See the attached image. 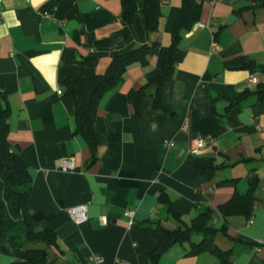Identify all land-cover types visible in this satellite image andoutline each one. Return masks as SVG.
Masks as SVG:
<instances>
[{"label": "crops", "instance_id": "obj_1", "mask_svg": "<svg viewBox=\"0 0 264 264\" xmlns=\"http://www.w3.org/2000/svg\"><path fill=\"white\" fill-rule=\"evenodd\" d=\"M50 1L0 2L7 139L32 181V220L58 237L60 259L47 249L50 258L74 264H216L211 252L194 246L201 240L197 234L156 260L148 256L156 247L155 223L185 229L210 208L207 227L218 230L214 242L220 249L231 250V264H264V103L250 94L228 108L244 92L257 90L250 77L264 85V0H198L200 18L182 34L184 57L162 87V109L154 108V85L138 113L127 100L149 70L162 68L163 59L152 56L148 66H130L122 83L100 101L93 163L86 142L73 134L76 98L57 91L63 93L68 76L104 73L110 59L126 50L152 42L168 46L182 0H159L162 18L154 35L136 5L122 8L119 0H52L47 5ZM125 13L132 18L125 20ZM197 23L203 26L193 30ZM199 140L205 144L193 154ZM200 158H211L218 167L211 176L195 172ZM63 160L71 161L73 170H64ZM252 184L251 216L223 218L218 208L246 194ZM161 190L178 217L158 204ZM77 206H85L88 215L79 225L66 213ZM127 210L133 212L131 225ZM9 215L17 220L20 211L11 208ZM12 261L11 241L0 235V264Z\"/></svg>", "mask_w": 264, "mask_h": 264}, {"label": "trees", "instance_id": "obj_2", "mask_svg": "<svg viewBox=\"0 0 264 264\" xmlns=\"http://www.w3.org/2000/svg\"><path fill=\"white\" fill-rule=\"evenodd\" d=\"M122 8L136 5L138 13L144 19V25L150 35L157 33L162 18L159 0H119ZM50 1L47 5L52 4ZM246 6L241 8L243 10ZM202 2L198 0H182L181 11L176 25L170 34V44L163 46L157 42L144 44L126 50L122 54L112 57L102 74H93L85 77L80 74L68 76L61 84L64 97H75L74 135H79L86 142L90 152L91 163L96 161L97 136L93 125L100 101L104 95L119 86L124 74L133 64L148 66L149 58L156 56L163 59L161 69H152L145 74V82L139 90L128 92L127 100L138 113L139 107L144 103L146 90L150 86L156 87L153 97L154 108L162 109V87L164 83L172 81L176 64L181 62L184 51L179 48L182 34L189 31L192 25L200 18ZM132 14L125 13L124 19L130 20ZM250 63L246 67H252ZM250 94L257 97V101L264 103V85L257 84L253 93L244 92L237 100L229 102L228 108L239 106ZM10 109L7 99L0 92V235L11 241L13 261L11 264H74L60 259L62 251L59 249L57 235L46 229H39L32 220V211L29 207V198L32 192V181L27 166L21 159L18 151L9 144L8 119ZM197 174L211 176L218 168L211 158H200L195 162ZM254 185L244 195H236L229 202L220 206L218 212L225 218L232 215H243L249 218L254 203ZM158 204L168 214L178 217L172 211V201L169 195L161 190L157 196ZM17 207L19 218L13 220L9 215L11 208ZM212 214L210 208L199 212L185 229L169 230L155 223L152 226V236L156 241L155 249L148 255L153 261L170 246L176 243L189 241L193 234L201 236L198 244L199 250L211 252L218 260L216 264H231V250H222L214 242L218 230L207 227V220ZM223 226L221 231H224ZM28 244H41L43 248H30ZM47 249L55 250L57 258L52 259Z\"/></svg>", "mask_w": 264, "mask_h": 264}, {"label": "built area", "instance_id": "obj_3", "mask_svg": "<svg viewBox=\"0 0 264 264\" xmlns=\"http://www.w3.org/2000/svg\"><path fill=\"white\" fill-rule=\"evenodd\" d=\"M2 0H0L1 2ZM199 26H203L202 24H195L193 26V30H195L197 27ZM248 83L251 84V85H257L259 83V80L257 77L255 76H252L248 79ZM57 94L58 95H61L62 92L60 90L57 91ZM204 140H199L198 143H197V147L196 149H194L192 151L193 154H197L198 151L200 149L203 148L204 146ZM62 167L63 169L65 170H73L74 166L73 164L71 163V161L69 160H63L62 161ZM262 172H264V168H262ZM66 213L69 217V219L71 220V222H73L74 224L76 225H79L85 221H87V218H88V215H87V208L85 206H77V207H73V208H70L68 210H66ZM124 216L128 219V224L131 225L132 224V219H133V212L127 210L125 213H124ZM104 222V221H103ZM249 223H251V220L249 221ZM94 260L98 263L99 260L98 258H94Z\"/></svg>", "mask_w": 264, "mask_h": 264}, {"label": "water", "instance_id": "obj_4", "mask_svg": "<svg viewBox=\"0 0 264 264\" xmlns=\"http://www.w3.org/2000/svg\"><path fill=\"white\" fill-rule=\"evenodd\" d=\"M230 20H232V18H230L228 21H230ZM260 69H261V70H264V67H261Z\"/></svg>", "mask_w": 264, "mask_h": 264}]
</instances>
